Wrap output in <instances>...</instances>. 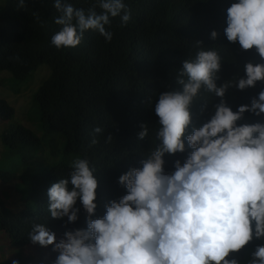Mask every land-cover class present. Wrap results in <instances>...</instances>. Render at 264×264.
Returning <instances> with one entry per match:
<instances>
[{"label": "clouds", "instance_id": "9594fccd", "mask_svg": "<svg viewBox=\"0 0 264 264\" xmlns=\"http://www.w3.org/2000/svg\"><path fill=\"white\" fill-rule=\"evenodd\" d=\"M15 3L25 7V0ZM53 7L60 27L50 43L57 49L77 47L89 30L110 42L113 33L106 26L111 19L119 16L122 25L131 19L125 0H96L87 10L69 0H53ZM226 13L227 41L243 51L254 50L260 62H245L243 76L237 73L218 86L221 56L194 41V58L184 59L175 77L180 87H168L154 102L156 142L140 167L118 177L126 193L108 201L103 216L92 218L96 168L79 156L70 161L68 175L48 188L51 218L75 223L77 201L87 214L86 227L66 228L59 240L45 224L32 223L30 241L51 245L57 253L51 264H264V87L235 111L224 99L229 88L242 91L264 83V0H235ZM217 35L210 33L213 40ZM202 89L219 102L211 104L208 119L196 126L191 107ZM206 109L205 100L200 111ZM245 113L259 119L241 122ZM148 135L141 124L138 139ZM165 159H176L174 170L166 171ZM254 241L262 242L247 260L238 259L235 254Z\"/></svg>", "mask_w": 264, "mask_h": 264}, {"label": "trees", "instance_id": "16d2710c", "mask_svg": "<svg viewBox=\"0 0 264 264\" xmlns=\"http://www.w3.org/2000/svg\"><path fill=\"white\" fill-rule=\"evenodd\" d=\"M69 2L87 10L96 0ZM233 2L125 0L131 19L126 25L121 24L119 16L111 19L106 26L113 33L110 42L89 30L77 47L61 49L50 43L60 27L54 23L59 13L53 7V0H25L24 8H17L15 0H6L0 6V72L6 71L14 80L27 81L40 65L50 69L31 103L34 102L39 112L45 136L57 133L45 149L54 159L52 164L45 171L28 173L29 190L23 207L18 212L10 211L0 195V230L8 233L12 246L32 243L29 232L33 222L45 224L56 235L64 233L66 228L86 227L87 214L79 201L76 205L80 209L79 218L75 223H66V217L51 218L48 212V188L68 175L70 161L77 156L88 159L96 168L93 174L98 181L97 208L92 218L103 216L104 205L126 193L118 177L130 167H140V159L156 142L158 118L154 102L168 87H180L175 77L182 61L194 58L197 51L194 41H201L205 48L215 49L221 56L218 86L237 73L243 76L245 62H260L254 50L243 51L238 43L227 41L226 9ZM213 30L218 33L214 40L210 37ZM16 56L19 60L14 59ZM261 87L264 83L257 82L256 87L242 91L232 87L224 99L235 111L238 105L250 103ZM205 100L209 109L201 112ZM218 102V97L202 89L191 107L193 124L199 126L207 120L211 104ZM14 112L0 98V119L8 120ZM245 118L241 122L259 119L250 113H245ZM141 124L149 129L144 139L137 137ZM95 127L103 131L94 133ZM93 139L97 141L95 144ZM1 141L12 150L19 146L29 148L25 160L33 158L43 146L41 138L20 124L4 131ZM165 161L166 171L174 170L173 161ZM0 177L9 181L14 174L0 171ZM261 242L254 241L236 253V257L244 261L247 251L251 252ZM0 264H12V261H0Z\"/></svg>", "mask_w": 264, "mask_h": 264}, {"label": "rangeland", "instance_id": "374dc122", "mask_svg": "<svg viewBox=\"0 0 264 264\" xmlns=\"http://www.w3.org/2000/svg\"><path fill=\"white\" fill-rule=\"evenodd\" d=\"M5 2L6 0H0V6ZM49 72L50 69L42 64L27 81H17L6 71L0 72V79L3 82L0 84V98L5 99L15 111L12 118L0 119V171L14 174L9 181H4L0 177V195L5 207L12 212H18L25 204L29 190L28 173L45 171L54 161L50 152L45 149L55 140L57 133L45 136L39 112L34 102L31 103L33 94ZM18 124L27 127L42 140L43 146L31 159H24L29 155V148L19 146L12 150L1 141L2 133ZM62 236L63 233L57 234V240ZM249 254L247 251L244 261ZM56 255L51 245L42 247L29 243L21 247L12 246L8 233L0 230V261L15 260L22 264H41V261H44V264H51Z\"/></svg>", "mask_w": 264, "mask_h": 264}]
</instances>
